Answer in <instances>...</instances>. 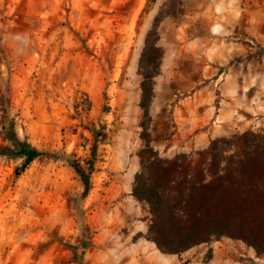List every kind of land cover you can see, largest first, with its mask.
<instances>
[{"label": "rangeland", "instance_id": "rangeland-1", "mask_svg": "<svg viewBox=\"0 0 264 264\" xmlns=\"http://www.w3.org/2000/svg\"><path fill=\"white\" fill-rule=\"evenodd\" d=\"M214 3L0 0V264H264L227 236L161 252L145 237L149 206L132 194L145 143L139 64L157 15L153 146L199 162L213 138L264 129L245 104L234 126L217 120L226 96L241 91L221 78L231 63L216 61ZM16 140L42 152L26 168L5 150ZM68 157L95 164L86 197Z\"/></svg>", "mask_w": 264, "mask_h": 264}, {"label": "trees", "instance_id": "trees-1", "mask_svg": "<svg viewBox=\"0 0 264 264\" xmlns=\"http://www.w3.org/2000/svg\"><path fill=\"white\" fill-rule=\"evenodd\" d=\"M161 19L159 15L155 17L146 35L139 64L141 136L145 143L139 151L140 168L132 194L149 206L151 218L145 237L163 253L181 254L227 236L245 242L257 255H263L264 129L213 138L197 152L201 156L199 162L186 152L163 156L152 144L150 107L155 96L154 77L160 72L163 58L158 45ZM16 146L5 150L24 156V168L42 154L20 140H16ZM96 147L92 149L94 156ZM68 160L83 182L82 195L86 197L95 164L91 161L85 169L79 160Z\"/></svg>", "mask_w": 264, "mask_h": 264}, {"label": "crops", "instance_id": "crops-1", "mask_svg": "<svg viewBox=\"0 0 264 264\" xmlns=\"http://www.w3.org/2000/svg\"><path fill=\"white\" fill-rule=\"evenodd\" d=\"M213 7L216 61L223 66L231 63L221 78L224 83L239 82L241 91L226 96L217 114V120L223 122L221 129L236 124L241 104L264 120V0H216ZM224 252L223 248L213 250V256ZM230 259L227 256L226 260Z\"/></svg>", "mask_w": 264, "mask_h": 264}]
</instances>
